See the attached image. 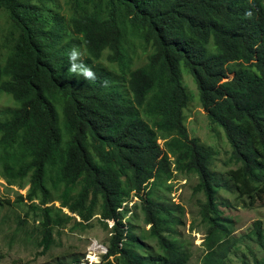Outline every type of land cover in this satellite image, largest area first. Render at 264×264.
I'll use <instances>...</instances> for the list:
<instances>
[{"label":"trees","instance_id":"obj_1","mask_svg":"<svg viewBox=\"0 0 264 264\" xmlns=\"http://www.w3.org/2000/svg\"><path fill=\"white\" fill-rule=\"evenodd\" d=\"M106 7V15L75 9L70 24L81 44L55 50L64 36L61 24L49 34L38 21V6L0 0V12L7 10L18 33L4 65L0 56V92L19 104L0 112L3 177L19 187L29 179L28 193L19 199L44 206L43 254L55 245L57 227L75 221L87 229L100 216L107 227L115 222L100 264H187L190 255L178 237L184 209L166 195L179 174H196L195 189L206 197L203 264H227L237 239L228 241L233 221L218 202L226 183L212 169V148L189 134L182 67L231 145L230 159L238 166L227 176L238 196L264 204V0H107ZM129 28L151 48L148 62L136 69L126 48ZM80 45L96 81L68 72L69 51ZM106 50L108 61L124 72L125 87L111 71L97 68ZM134 194L158 252L148 250L125 220L130 209L120 211ZM53 202L59 207L49 206ZM248 232L264 249L263 221Z\"/></svg>","mask_w":264,"mask_h":264},{"label":"rangeland","instance_id":"obj_2","mask_svg":"<svg viewBox=\"0 0 264 264\" xmlns=\"http://www.w3.org/2000/svg\"><path fill=\"white\" fill-rule=\"evenodd\" d=\"M38 6L41 16L38 21H44V30L49 34L59 23L63 26L64 36L59 39L55 50L62 48L68 43L74 46L81 44V37L73 34L70 18L75 9L89 7L90 10L99 9L106 15L107 0H27ZM98 5V7L96 6ZM15 31L12 20L7 10L0 12V56L2 64L6 63L7 57L14 44ZM126 48L132 57V68L143 66L149 60L151 48L140 37L139 33L133 34L131 28L126 35ZM73 48V47H71ZM83 49V45H80ZM109 50L103 53L100 61L96 62L99 69L111 71L117 77V82L126 86V79L123 71L117 63L112 64L107 59ZM85 54V52H84ZM86 58V54H85ZM183 83L186 87L190 101L185 109L186 125L191 137H197L201 143L212 148L214 159L212 169L219 178L226 183L218 192V202L224 216L232 219L233 225L228 241L236 238L235 246L227 258V264H255L257 259L264 258V249L258 244L256 237L249 236L248 230L257 220L264 223V204L258 200H251L248 197L240 198L233 182L227 176V171L236 168L237 163L232 161V148L221 125L213 123L202 107L199 90L196 81L185 66L182 67ZM234 74L230 73L231 78ZM19 104L12 96L0 92V112L7 109L18 108ZM2 118L0 117V120ZM164 144V140H160ZM4 171L0 164V199L3 204L0 209V264H73L81 261L89 264L90 261H102L109 251L112 238L113 224L109 226L100 221V216L91 223V227L84 229L76 226L75 221H67L64 226L55 230V245L47 253L43 254V247L39 246L40 230L43 223L42 208L40 200L29 202L26 199L21 201L20 196L26 197L29 189V179H25L20 187L10 186L3 177ZM196 174L178 175L172 182L173 191L168 193L167 199L183 207L181 218L183 223L179 226L182 245L189 253L190 259L187 264H203L206 255L204 241L208 226L202 221L201 208L206 201L205 195L196 191L198 184ZM133 197L128 200L126 209H130L126 221H132L137 227V235L149 246L150 251L158 252V242L150 237L151 226L145 222V216L141 212V202ZM59 207V202L50 203ZM65 214L73 216L69 210ZM64 214V215H65ZM81 219L78 217V222ZM97 244V245H96ZM95 246V248H93ZM99 245V248H98ZM103 246V248L101 247ZM98 248V249H97ZM97 250V251H93ZM93 252L97 257L93 256ZM101 263L100 261L97 263Z\"/></svg>","mask_w":264,"mask_h":264},{"label":"clouds","instance_id":"obj_3","mask_svg":"<svg viewBox=\"0 0 264 264\" xmlns=\"http://www.w3.org/2000/svg\"><path fill=\"white\" fill-rule=\"evenodd\" d=\"M246 15L250 16L251 13L250 12L246 13ZM68 72H70L72 75L74 74L78 79L83 78L86 81H96L98 79L97 73L94 70V68L92 66H89L85 62V54H84L83 50L80 48H77V47H73L69 51V54H68ZM108 85H109V81H107V80L102 81V86L107 87ZM135 196L138 197L139 195L134 194L133 197H135ZM110 223H114V225H115L114 221H110ZM95 264H97V263H95Z\"/></svg>","mask_w":264,"mask_h":264},{"label":"built area","instance_id":"obj_4","mask_svg":"<svg viewBox=\"0 0 264 264\" xmlns=\"http://www.w3.org/2000/svg\"><path fill=\"white\" fill-rule=\"evenodd\" d=\"M136 197V196H135ZM136 200H140V202H141V198L138 196V197H136L135 198ZM129 202H126L125 204H124V207L122 208V209H120V211H123L125 208H126V206H127V204H128ZM113 225H114V223H112ZM102 248H103V246H101ZM101 262V260H100V257H99V260L98 261H90V263L89 264H95V263H98V262ZM88 264V263H87Z\"/></svg>","mask_w":264,"mask_h":264},{"label":"bare ground","instance_id":"obj_5","mask_svg":"<svg viewBox=\"0 0 264 264\" xmlns=\"http://www.w3.org/2000/svg\"><path fill=\"white\" fill-rule=\"evenodd\" d=\"M96 245H97V244H96ZM96 245H94L93 248H95ZM98 248H99V245H98ZM98 248H97V249H98ZM93 251H97V250H93ZM93 256H94V257H97L96 253L93 252ZM96 259H98V257H97Z\"/></svg>","mask_w":264,"mask_h":264}]
</instances>
